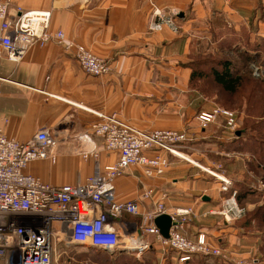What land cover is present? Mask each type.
<instances>
[{
  "label": "crops",
  "instance_id": "obj_1",
  "mask_svg": "<svg viewBox=\"0 0 264 264\" xmlns=\"http://www.w3.org/2000/svg\"><path fill=\"white\" fill-rule=\"evenodd\" d=\"M10 1L12 13L16 7L50 10L53 32L63 31L68 40L113 65L108 75L90 76L73 51L53 42L32 46L16 63L8 59L0 43V126L5 135L28 142L45 129L58 141L50 150L57 157L55 163L37 161L26 172L46 184L76 185L93 175L97 166L103 169L114 164L117 155L107 152L103 139L94 135L93 126L100 121L97 113L116 115L143 132L184 131L189 141L180 152L187 160L165 154L170 167L164 175L148 178L142 167H133L117 180L118 202H141L140 215L126 214L123 221L135 228L142 215L158 204L169 213L192 208L194 215L184 230L189 239L205 234L219 245L229 242L234 256L246 258L249 251H242L247 247L240 245L247 239V226L239 230L206 215L226 195L209 172L232 182L230 195L236 191L237 200L246 203L248 212L256 198L260 203L255 206L263 211L264 164L256 165L254 157L264 150L255 146L254 132L246 129L245 133L239 129L237 135L223 132L221 124L201 128L198 116L212 111L215 104L192 78H200L206 70L198 68L200 63L227 60L226 56L240 52L264 62V0ZM154 6L178 13L177 28L165 26L161 32L151 33L148 25ZM237 47L241 49L235 53ZM92 149H97L98 157L84 159L82 152ZM215 159L221 161L217 167L221 173L212 169ZM149 189L153 195L140 200ZM128 255L132 253L111 254L119 256V264H134ZM148 255V264H179L164 258L159 247Z\"/></svg>",
  "mask_w": 264,
  "mask_h": 264
},
{
  "label": "built area",
  "instance_id": "obj_2",
  "mask_svg": "<svg viewBox=\"0 0 264 264\" xmlns=\"http://www.w3.org/2000/svg\"><path fill=\"white\" fill-rule=\"evenodd\" d=\"M12 8L10 0H0V43L10 61L20 63L32 46L53 42L73 51L86 74L101 77L112 72L110 61L68 40L63 31L53 32L50 10L24 11L16 7L12 13ZM178 17V13L154 6L148 29L151 33L161 32L165 26L176 29ZM251 66L260 75L259 69ZM220 114L228 117V126L236 133L234 114L221 109L202 113L198 118L201 128L206 129ZM97 116L100 121L93 126L94 135L103 139L104 149L117 155V161L103 169L97 166L93 175L76 185L46 184L26 172L34 162H56L57 157L50 150L58 141L48 130H41L31 141L19 142L8 138L0 126V264H56L59 249L63 247L66 254V249L72 246L109 254L126 251L137 253L139 258L143 252L159 247L163 254L174 252L179 264L197 257H225L205 234L198 235L196 240L184 234L194 215L192 208L169 213L163 204H158L142 215L139 226L132 228L123 218L126 214L139 216L141 202L116 199V182L131 168L142 167L146 177L155 178L164 175L170 166L166 155L187 160L180 151L189 141L188 134L170 129L143 132L116 115L97 113ZM81 155L84 159L98 157L97 149ZM209 173L221 183L223 192L231 190L229 179ZM153 192L145 191L140 200L149 199ZM244 213L234 191L223 200L221 208H212L206 215H219L230 223ZM162 215L172 219L168 237L155 224Z\"/></svg>",
  "mask_w": 264,
  "mask_h": 264
},
{
  "label": "rangeland",
  "instance_id": "obj_3",
  "mask_svg": "<svg viewBox=\"0 0 264 264\" xmlns=\"http://www.w3.org/2000/svg\"><path fill=\"white\" fill-rule=\"evenodd\" d=\"M240 49V47L234 49L235 53H238V50ZM244 55H246L245 52H240L237 55L234 54L225 57V59H227L226 61H230L233 64V74L235 73V76L237 78H240V87L236 93H229L224 91L214 81L211 74L213 63L203 62L199 64L198 68L203 67L206 69L204 70L205 76L200 79H196L194 85L200 88V92L205 90L208 96L211 97L210 99L215 104L214 109L207 113H211L216 109H221L233 113L237 121L238 130L246 129L248 130V132H254L255 146L264 150V62L261 59H258V57L256 56H251L250 54H248L247 56H249V59H247L246 57H244ZM252 64H254L255 67L259 69L260 75L256 74L255 69L251 66ZM214 123L221 124L220 129L223 132L230 131L233 133V130L228 126L227 116L220 114L214 122L210 123L207 126V128ZM254 158L256 165L264 164V152L260 154L257 153ZM218 162L221 161L215 159L212 165V169H214V171L216 172L221 173L222 170L217 169V167L221 166ZM214 179L216 178L214 177ZM220 189H222V185L220 186ZM221 192L225 193L226 195L222 198L221 202L218 205L207 209V212L212 208H221L223 200L230 197V191L223 192L221 190ZM237 203L240 208L245 210L244 215L237 220L227 223L222 216H207L217 217L221 219V221H223L225 225H234V227L239 230H241L242 227L247 226V230H245L247 239L243 240L240 246H246L247 248L244 249H250L242 250L249 251V255H247L246 258L240 256L236 257L229 250V248L231 247L229 242H224L222 245L212 242L214 244L213 246L218 247L223 253L222 255L225 257H199L198 260H196L201 261V264H264V220L260 216L262 215L264 210L260 211L258 210L259 207L255 206L260 203V200L257 198L254 199V206H252V210L250 212H248L247 210L248 207L246 206V203L245 205L240 204L238 200ZM240 236L242 235L240 234ZM149 239L153 240L154 238L149 237ZM235 244H233L234 248L238 246L237 241ZM62 251H64L63 247L59 249L58 261L56 262V264H119V261L117 262L119 256L113 257L111 256V254L109 255V253H95L91 252V250H85L80 247H71L69 249H66V254H64V252ZM148 252L150 251L143 252L140 258L137 256V253H132V255H128V259L132 261L134 260V264H148L147 262H150V258L148 257L150 256H145V254H147ZM59 254H61V256ZM163 256L164 258L166 257L171 259L172 252L166 251ZM154 264L156 263L154 262Z\"/></svg>",
  "mask_w": 264,
  "mask_h": 264
},
{
  "label": "trees",
  "instance_id": "obj_4",
  "mask_svg": "<svg viewBox=\"0 0 264 264\" xmlns=\"http://www.w3.org/2000/svg\"><path fill=\"white\" fill-rule=\"evenodd\" d=\"M244 57L249 59V56H247V55H244ZM212 63H213V67L211 69V74H212L214 81L224 91L229 92V93H236L240 87V78H237L235 76V73L233 74V69H234L233 64L230 61H226V60H221V61L212 62ZM201 74H203V75L200 76V78L205 76V72H201ZM193 77L194 78H192V80H194V82L196 79L199 78V77L195 78V76H193ZM239 131H241V130H239ZM242 133H245V131H243V129H242ZM263 218H264V214H263ZM97 253H105V252L97 251ZM198 258L199 257L194 258L185 264H201L202 263L201 261H197ZM172 260L173 261L175 260V253L174 252H172L171 261Z\"/></svg>",
  "mask_w": 264,
  "mask_h": 264
},
{
  "label": "water",
  "instance_id": "obj_5",
  "mask_svg": "<svg viewBox=\"0 0 264 264\" xmlns=\"http://www.w3.org/2000/svg\"><path fill=\"white\" fill-rule=\"evenodd\" d=\"M241 132H238L237 135H240ZM204 201H210V199L208 197H204L203 199ZM155 224L158 228H160L162 234L165 236V237H168L169 235V230L171 228V225H172V219L170 216L168 215H162L160 217H158L155 221ZM110 254H115V253H110Z\"/></svg>",
  "mask_w": 264,
  "mask_h": 264
}]
</instances>
